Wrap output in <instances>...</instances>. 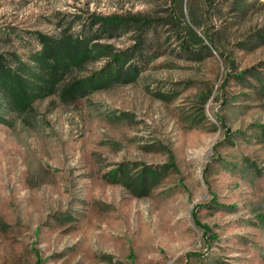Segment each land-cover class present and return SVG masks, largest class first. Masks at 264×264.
I'll use <instances>...</instances> for the list:
<instances>
[{"label":"rangeland","instance_id":"rangeland-1","mask_svg":"<svg viewBox=\"0 0 264 264\" xmlns=\"http://www.w3.org/2000/svg\"><path fill=\"white\" fill-rule=\"evenodd\" d=\"M184 2L199 45L170 24L171 0H0L6 56L28 62L36 32L134 14L158 20L161 54L132 84L0 125V264H264V86L235 77L264 81V45L239 47L264 28V0ZM163 166L144 197L106 177Z\"/></svg>","mask_w":264,"mask_h":264},{"label":"trees","instance_id":"trees-1","mask_svg":"<svg viewBox=\"0 0 264 264\" xmlns=\"http://www.w3.org/2000/svg\"><path fill=\"white\" fill-rule=\"evenodd\" d=\"M171 1L177 5L174 9L176 17L170 24L176 27V23L185 25L188 38L199 45L200 38L184 21L185 0ZM235 2L238 4L240 0ZM158 25V20L140 14L93 15L76 34L69 32L71 28L64 29L55 38L36 32L34 38L40 48L30 54L28 62L16 54L6 56L0 53V125L12 127L15 120H24L34 112L35 102L52 96L62 105H68L110 86L134 83L147 66L161 56L152 50L153 43L149 39ZM128 34L132 44L126 48L118 49L109 43ZM262 45L264 28L241 42L239 47L252 51ZM99 60L105 61L99 69L80 75L88 65ZM260 68L264 69V66ZM246 74L257 79L255 88H260L259 84L264 86L260 74L252 69L235 77L245 82ZM166 168H145L136 176H131L127 170H119L106 177L110 178V183L132 189L136 197H144L168 175Z\"/></svg>","mask_w":264,"mask_h":264}]
</instances>
